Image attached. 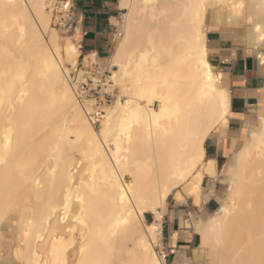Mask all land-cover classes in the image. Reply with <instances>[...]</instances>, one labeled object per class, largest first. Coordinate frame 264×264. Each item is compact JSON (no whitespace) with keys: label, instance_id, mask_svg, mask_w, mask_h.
<instances>
[{"label":"bare ground","instance_id":"6f19581e","mask_svg":"<svg viewBox=\"0 0 264 264\" xmlns=\"http://www.w3.org/2000/svg\"><path fill=\"white\" fill-rule=\"evenodd\" d=\"M119 7L122 34L103 58L119 93L97 129L69 81L79 50L59 44L45 0H0V264H165L154 246L167 199L198 205L205 180L218 206L194 219V262L264 264V107L229 136L227 76L208 47L212 15L263 71L264 0ZM209 136L229 139L223 171Z\"/></svg>","mask_w":264,"mask_h":264},{"label":"crops","instance_id":"0c3cea01","mask_svg":"<svg viewBox=\"0 0 264 264\" xmlns=\"http://www.w3.org/2000/svg\"><path fill=\"white\" fill-rule=\"evenodd\" d=\"M72 1L75 7V30L79 29L81 33L79 45L81 55L95 52L99 58H104L115 39L116 22H118L119 15L123 10L119 7V0ZM213 48L222 50L223 56L221 57L223 59L220 57L219 60L223 62L224 69L222 71L227 76L231 93L230 110L233 114L229 118V124H231V129H244L245 119L253 120L252 113H256V110L264 105H259L260 101L264 103L263 98L260 96L264 92V70L260 69L258 59L251 49L243 47L221 48L219 46ZM212 146L214 147L213 154L208 157H214L218 167L219 154H222V151L218 146L214 144ZM215 185L214 183V189ZM215 191L217 190L215 189ZM211 200L215 199L210 198L207 203L209 207H211ZM184 206V204L177 205V208L173 211L172 220L169 221L171 223L169 224V233L172 231L179 233L174 247H183L184 249L180 250L179 254H183L185 258L193 235L190 231L186 235L187 228L180 226L178 221L179 214H185L187 211ZM169 244L172 246L171 242Z\"/></svg>","mask_w":264,"mask_h":264},{"label":"rangeland","instance_id":"374dc122","mask_svg":"<svg viewBox=\"0 0 264 264\" xmlns=\"http://www.w3.org/2000/svg\"><path fill=\"white\" fill-rule=\"evenodd\" d=\"M122 12L119 15L118 22H116L117 23L116 24L117 25L116 26L117 31H116V35L114 37L115 39H114L113 43L111 44V47H110L108 53L106 54V56H109L111 54L112 48L114 47V45L117 42V40L120 37V35L122 34V26H121L122 23H123ZM233 29L234 28L232 26L223 27L221 25H216L214 23V18L212 17V15L210 16L209 27H208V47L213 49V51L210 52V54H211L210 55V61L216 67V70H221L222 71L224 69L223 62H221L219 60L221 58L223 59V57H221L223 55H222V50H220V49L216 50L213 47L217 48L219 46L221 48H225V47H241L242 48L241 45L239 46V45L234 43V37H233L234 36V31H233ZM76 31L77 30H75L74 32L73 31L65 32V31H62V30H58V32L60 34L59 44H64L66 37L69 36L70 39L74 42V45L76 46V49L79 50V54H80L79 45H80V40H81V33H80V30L78 29V33L79 34L76 35ZM118 34H120V35H118ZM253 53L255 54V56L258 59V54L256 52H253ZM97 60L99 61V63L101 65L106 67L108 70L110 69L109 65H107L106 63H103V60H104L103 58L97 57ZM259 62H260V60H258V63ZM66 66L68 67L69 65L66 64ZM110 89L111 88L108 87V91H111ZM113 89H114V91H113L114 94L117 95L119 93L118 89L116 87H114ZM115 98L116 97H114L112 99V101ZM261 104H264L263 101H260L259 105H261ZM263 107H264V105L260 106L256 110V113L255 112L252 113L253 120L245 119V121L246 122H250L252 124H255L256 123L257 111L260 108H263ZM229 125H230L229 126V131L231 133L228 131V134L231 137L238 138V137H241L245 133V130L243 128L242 129H240V128L231 129V124H229ZM96 128L98 129L99 125H96ZM219 139L216 136H209L206 139L205 146L208 147V149H209L208 150L209 151L208 154H207V151H206V157L211 156V154H213V149H214V147L212 146L213 144L215 146H218L220 148V150L222 151V154H219V165H218V168L221 171H223L226 168V166H227V163L229 161V157L231 155V152H230V145H229V142H228L229 139L227 140V142H225V139H223V138H219ZM238 139H240V138H238ZM211 158H214V157H211ZM210 183L211 182H209L208 180L204 181L202 197H201V200L198 203V205L193 203V201L191 199H189L187 202L183 203L185 205L184 208H187L186 213L185 214H179V217H178V221H179L180 226H182L184 228H187L186 229L187 231H185L186 235L189 234V231L193 235L192 236V242L190 243V248H188V250H187V256H185V258H184L183 254H180V258L182 260H184L185 262L188 261L187 262L188 264H196L194 262V260H193V250H194V248H197L198 245H199V235L197 234V232H196V230H195V228L193 226L194 225V221L196 219L197 220H203L206 217V206H205L206 202L209 201L210 198H214V193H212L210 191V187H209ZM214 183L216 184L215 185V189L218 192H222V191L225 190V188H226V184L225 183H222V182H219V181H215ZM179 190H181L183 192L181 187H180ZM176 204L179 205V206L183 205V204L176 203V201L174 200L173 196L170 195L168 197V199H167V208H166L165 214H164V216H163V218L161 220V223H160L161 237H160V240H159L158 244L157 245L155 244V246H154V248H155L156 252L158 253V255L164 257L165 264H171L173 262L175 256L181 252L180 250L184 249L183 247H181V248L174 247V245L172 243L171 233H169V224H171L169 221L172 220L171 219L173 217L172 213L175 210V208H177ZM210 204H211L212 208H216L218 206V203L215 200H211ZM151 221H153L152 213H150V212L145 213L144 214V222L148 223V222H151ZM175 232H176V239H177L179 237V233L177 231H175ZM170 242H171L172 246H170V244H169Z\"/></svg>","mask_w":264,"mask_h":264},{"label":"built area","instance_id":"2783aa9c","mask_svg":"<svg viewBox=\"0 0 264 264\" xmlns=\"http://www.w3.org/2000/svg\"><path fill=\"white\" fill-rule=\"evenodd\" d=\"M45 6L50 12L53 27L65 32L75 31V7L72 0H45ZM109 76L110 71L95 57L81 56V52L74 70L69 74V81L76 97L82 102L91 101L89 116L95 127L104 116L101 106L110 103L116 97L114 89L108 91Z\"/></svg>","mask_w":264,"mask_h":264},{"label":"trees","instance_id":"16d2710c","mask_svg":"<svg viewBox=\"0 0 264 264\" xmlns=\"http://www.w3.org/2000/svg\"><path fill=\"white\" fill-rule=\"evenodd\" d=\"M205 148H206V151H207V154H208V153H209V151H208L209 149H208V147H206V146H205Z\"/></svg>","mask_w":264,"mask_h":264}]
</instances>
